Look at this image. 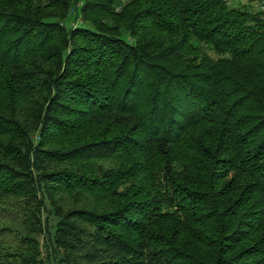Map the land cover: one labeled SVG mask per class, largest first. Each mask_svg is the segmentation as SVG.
Masks as SVG:
<instances>
[{"label":"trees","instance_id":"trees-1","mask_svg":"<svg viewBox=\"0 0 264 264\" xmlns=\"http://www.w3.org/2000/svg\"><path fill=\"white\" fill-rule=\"evenodd\" d=\"M229 2L0 0V264H264V11Z\"/></svg>","mask_w":264,"mask_h":264},{"label":"rangeland","instance_id":"rangeland-1","mask_svg":"<svg viewBox=\"0 0 264 264\" xmlns=\"http://www.w3.org/2000/svg\"><path fill=\"white\" fill-rule=\"evenodd\" d=\"M229 4L231 6H235L238 4H247V5H251L253 7L254 10H258L260 9V6L262 4V0H230ZM121 7H118V10H120Z\"/></svg>","mask_w":264,"mask_h":264},{"label":"built area","instance_id":"built-area-1","mask_svg":"<svg viewBox=\"0 0 264 264\" xmlns=\"http://www.w3.org/2000/svg\"><path fill=\"white\" fill-rule=\"evenodd\" d=\"M260 9H261L262 11H264V0H262V4H261V6H260Z\"/></svg>","mask_w":264,"mask_h":264}]
</instances>
